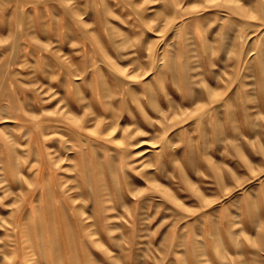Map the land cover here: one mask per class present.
Returning <instances> with one entry per match:
<instances>
[{
    "label": "rangeland",
    "instance_id": "rangeland-1",
    "mask_svg": "<svg viewBox=\"0 0 264 264\" xmlns=\"http://www.w3.org/2000/svg\"><path fill=\"white\" fill-rule=\"evenodd\" d=\"M0 264H264V0H0Z\"/></svg>",
    "mask_w": 264,
    "mask_h": 264
}]
</instances>
